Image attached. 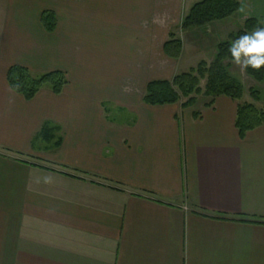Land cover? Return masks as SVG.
<instances>
[{"label":"crops","instance_id":"1","mask_svg":"<svg viewBox=\"0 0 264 264\" xmlns=\"http://www.w3.org/2000/svg\"><path fill=\"white\" fill-rule=\"evenodd\" d=\"M199 1H3L0 264H264V126L241 139L239 102L224 96L143 102L180 71L183 53L163 46ZM238 1L211 26L264 27V0ZM12 66L67 84L27 100ZM45 123L55 140L38 136Z\"/></svg>","mask_w":264,"mask_h":264},{"label":"trees","instance_id":"2","mask_svg":"<svg viewBox=\"0 0 264 264\" xmlns=\"http://www.w3.org/2000/svg\"><path fill=\"white\" fill-rule=\"evenodd\" d=\"M240 3L238 0H201L195 3L183 17L180 30L186 31L193 28H205L215 22L224 21L237 13ZM41 24L47 32H52L56 27L55 15L51 11H44L41 15ZM262 27L257 19H248L240 30L229 35L228 40L217 44L216 55L208 66L204 61L187 72L175 75L171 80H153L147 84L143 102L151 106L174 105L181 103L183 108H191L197 103L198 96L209 98L207 106H211L215 98L224 96L238 103L235 126L239 137L256 128L264 126V111L251 103H241L244 93L242 84L228 74L223 65L230 58L228 51L231 42L239 35L250 34L253 30ZM164 54L171 59H179L182 54V44L175 34L169 35V40L163 46ZM231 59V58H230ZM246 74L258 83L264 82V67L260 70L248 67ZM206 81L204 90L200 83ZM7 82L14 92L31 100L44 87H48L55 95L62 92L67 84L64 73L53 71L44 74H33L21 66H12L7 72ZM249 94L254 99H259V93L250 90ZM185 100V101H182ZM194 116H197L194 113ZM56 126L45 123L38 136L47 142L55 140ZM61 139L54 143L58 147Z\"/></svg>","mask_w":264,"mask_h":264},{"label":"rangeland","instance_id":"3","mask_svg":"<svg viewBox=\"0 0 264 264\" xmlns=\"http://www.w3.org/2000/svg\"><path fill=\"white\" fill-rule=\"evenodd\" d=\"M3 1L4 0H0V16L1 7L4 5ZM242 25L238 23L235 24L232 21L229 26L218 25L219 27H212L210 24L205 28H193L186 31L180 30V26L174 29L173 33L175 37L181 41L183 53L181 60L182 66L178 73L187 72L189 69L195 68L201 61H204L209 66L216 55L217 44L228 40L229 35L237 33L240 28H242ZM217 27L219 31H217ZM230 58L225 60L223 65L227 69L228 74L238 80L244 88V93L240 102L254 104L257 109L264 111V82H256L246 74L245 70H242V68ZM205 84L206 81L202 80L200 83L202 90H204ZM250 90L257 91L260 95L259 99L256 100L252 98L249 94ZM206 102H209V98L202 95L197 97V105Z\"/></svg>","mask_w":264,"mask_h":264},{"label":"clouds","instance_id":"4","mask_svg":"<svg viewBox=\"0 0 264 264\" xmlns=\"http://www.w3.org/2000/svg\"><path fill=\"white\" fill-rule=\"evenodd\" d=\"M228 51L232 61L242 70L248 67L260 70L264 67V27L239 35L231 42Z\"/></svg>","mask_w":264,"mask_h":264}]
</instances>
